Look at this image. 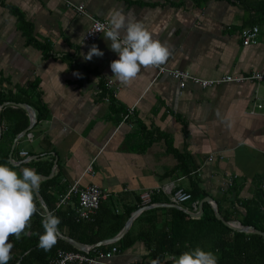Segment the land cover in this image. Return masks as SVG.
Returning a JSON list of instances; mask_svg holds the SVG:
<instances>
[{"label": "crops", "instance_id": "0c3cea01", "mask_svg": "<svg viewBox=\"0 0 264 264\" xmlns=\"http://www.w3.org/2000/svg\"><path fill=\"white\" fill-rule=\"evenodd\" d=\"M259 4L260 15L264 0H0V93L23 99L35 117L36 105L45 113L13 144L9 167L31 168L43 177L39 189L55 208L74 183L99 186L106 195L102 203L119 213L141 204L144 191L153 192L154 208H171L169 189L187 192L198 183L230 222L241 224V204L262 202L258 192H264V82L203 89L187 81L180 89L159 68L201 80L264 75V25L254 24L253 11ZM80 6L84 13L77 11ZM114 11L126 22L143 23L170 51L164 65L142 67L126 85L112 78L110 63L118 56L110 42L103 35L94 44L83 42L92 20L109 24ZM253 27L256 43L244 46L241 34ZM92 45L104 55L85 60ZM106 80L114 83V110L101 92ZM35 81L36 90L22 92ZM7 106L13 105L0 113ZM130 107L134 113L123 121L121 113ZM4 123L0 120L1 134ZM168 144L185 155L188 175L176 170ZM230 178L236 184L232 193ZM49 180L54 183L46 185ZM37 211L45 216L41 206ZM33 226L26 229L29 235L10 237L9 262L20 264L27 254L21 247L35 236ZM59 231L69 233L65 226ZM147 254L136 242L107 264H150Z\"/></svg>", "mask_w": 264, "mask_h": 264}, {"label": "trees", "instance_id": "16d2710c", "mask_svg": "<svg viewBox=\"0 0 264 264\" xmlns=\"http://www.w3.org/2000/svg\"><path fill=\"white\" fill-rule=\"evenodd\" d=\"M258 7L263 11V4H259L253 10L258 16L254 24L264 25V12L259 15ZM12 12L19 16L16 10ZM36 88L37 82L35 81L26 89H22V92L36 90ZM101 92L102 94L105 93L109 98L111 110H114V99L104 85ZM4 102L28 104L20 97L11 95V93L5 95L0 93V105ZM34 109L36 111V120L39 122L45 117V113L37 105L34 106ZM121 114L123 115L125 112ZM0 120L5 121L0 136V164L9 166L8 154L11 151L16 136L28 127L29 118L22 108L7 106L1 111ZM146 147L144 146L140 150L142 151ZM168 151L178 161L176 170L181 171L184 175H188L191 170L185 155L176 152L169 144ZM51 166L52 164L50 163L48 169ZM42 173L47 174L48 172L44 171ZM53 183V180L45 182L46 185ZM234 191H236V184H233L230 188L231 193ZM38 192L45 201L50 213L60 219L59 230L65 226L69 229L67 237L85 245H94L102 240L113 238L121 231L131 214L141 208V204H138L135 207L126 208L119 213L112 210L109 204L101 203L93 221H76V215L73 210L52 207L46 193L41 189ZM187 193L190 194L191 199L184 203L183 206L191 213L193 212L192 203H199L207 195L199 188L198 183H194ZM258 193L262 202L258 199L259 202L257 204H251L250 202H243L241 204L245 210V215L240 223L264 232V192L259 189ZM156 202L158 201L155 198L151 199L149 205ZM232 203L231 206L235 207V203L237 202L233 200ZM35 204L39 208L40 205L36 197ZM218 211L226 221H232L219 208ZM43 217L38 214V211L32 216L35 236L32 240L26 241L21 247L22 250L28 252L22 257L20 264H50L52 258L59 250L80 252L62 240H57L56 245L50 251L45 252L38 248L39 237L37 234L43 233ZM136 242H142L146 247L148 251L146 258L150 260V264L157 260L159 264H172L171 257L179 256L184 251H190L196 247L213 252L217 256V264H264V237L257 234L232 231L217 220L211 205L208 203L203 204V214L199 218L190 217L188 214L172 207L152 208L143 211L137 216L128 232L120 241L97 248L96 250L105 251L111 247H116L119 251L131 247ZM90 254L92 255L93 252ZM9 264H15V261L13 260Z\"/></svg>", "mask_w": 264, "mask_h": 264}, {"label": "clouds", "instance_id": "9594fccd", "mask_svg": "<svg viewBox=\"0 0 264 264\" xmlns=\"http://www.w3.org/2000/svg\"><path fill=\"white\" fill-rule=\"evenodd\" d=\"M94 32L103 33L109 41L110 50L118 59L111 61L112 78L122 84H128L140 73L141 68H159L170 55L169 48L151 33L141 22H126L119 11H114L109 24L96 22ZM104 53L92 45L85 60L103 57ZM42 177L34 169L23 167L19 172L6 164H0V264H8L12 259L13 244L10 237L20 239L29 235L26 231L31 226V218L37 212L35 192L39 190ZM60 219L52 213L42 219L43 233L37 234V247L50 251L57 243ZM172 264H217V256L211 251L199 247L184 251L179 256L171 257ZM152 264H159L153 261Z\"/></svg>", "mask_w": 264, "mask_h": 264}, {"label": "built area", "instance_id": "2783aa9c", "mask_svg": "<svg viewBox=\"0 0 264 264\" xmlns=\"http://www.w3.org/2000/svg\"><path fill=\"white\" fill-rule=\"evenodd\" d=\"M67 7L71 6L69 3H66ZM77 11L79 13H84L83 7H77ZM96 22H101L106 25L107 22L92 20L91 27L83 36V42L86 44H94L103 33L94 32V25ZM258 34V28L253 27L251 29H245L241 34L242 44L244 46L252 45L256 43V38ZM160 73H168L173 79H175L179 88L183 89L186 85L187 81H190L192 84L198 85L199 87L206 89L215 87L221 84L227 83H244V82H264V75L260 73H252L248 76H224L219 79L212 80H201L197 79L188 73L184 72H176V71H168L164 68H159ZM104 87L107 91L112 95L115 94L113 91L114 83L112 80H106L104 82ZM262 107L261 104L257 105V108L260 109ZM134 113V107H130L123 114V121L128 120ZM21 155H26V153H21ZM209 160V159H208ZM210 161V160H209ZM233 186V180L230 178L228 187L231 188ZM152 191H144L140 194V203L141 207L149 206ZM169 195V203L170 205L182 206L184 203L190 201V194L185 192L183 189H177L175 191H171L170 189L167 191ZM105 191L102 190L99 186L95 184L88 185L84 188L80 187L78 183H74L71 185L68 190L60 195L56 207L62 208L67 205H73V211L76 215V221H93L102 201L105 199ZM75 199V203L71 202L72 199ZM71 202V203H70ZM193 212L196 213L198 211V202L192 203ZM93 252L91 255L90 253ZM118 252L116 247H111L108 250H91L88 253L84 252H72V251H62L59 250L56 252L54 257L52 258L50 264H107V262Z\"/></svg>", "mask_w": 264, "mask_h": 264}, {"label": "water", "instance_id": "95a60500", "mask_svg": "<svg viewBox=\"0 0 264 264\" xmlns=\"http://www.w3.org/2000/svg\"><path fill=\"white\" fill-rule=\"evenodd\" d=\"M8 104H11L13 106L20 107V108L24 109L26 112H28V115L30 117V124H29L28 129H26L25 131L21 132L19 135L16 136L15 141H14V143H16L17 140H19L21 137L25 136L26 133L29 131V129H31V127H33V125L36 122V117H35V113H34L33 109L30 106H28V105L15 104V103H4L2 106L8 105ZM2 106H0V108ZM0 136H1V128H0ZM35 195H36V198L38 199V202L40 203V206L43 209L44 214L46 215V214L50 213V211H49L47 205L45 204L42 196L38 192H35ZM204 203L210 204L211 207H212V210H213V212L215 214V217L217 218V220H219L221 223H223L226 227H228L232 231L239 232V233L257 234V235H260V236L264 237V232L258 231V230L254 229L251 226H244V225H241V224H236V223H233V222L226 221L220 215V213H219V211H218V209L216 207V204L214 203L213 199L210 198V197H206V198H204L203 200H201L198 203V211L196 213H190L186 209H184L182 206H176V205L175 206L174 205H167V206L168 207H173L175 209H178V210L184 212L185 214H188L190 217L199 218L203 214V204ZM155 206L156 205H149V206H145V207H142V208L136 210L135 212H133L131 214L130 218L126 221V223L124 224L123 228L121 229V231L116 236H114L113 238H110V239H106V240H102L100 242H97L94 245L81 244V243H79V242H77V241H75V240L63 235L62 233H60V231L58 233V240H62L64 242H66L67 244L71 245L73 248H75V249H77V250H79L81 252H84V253H88L91 250H94V249H97V248H100V247H103V246L115 244V243H117L118 241H120L124 237V235L129 230L132 221L140 213H142L143 211L152 209ZM159 206H164V205H159Z\"/></svg>", "mask_w": 264, "mask_h": 264}]
</instances>
